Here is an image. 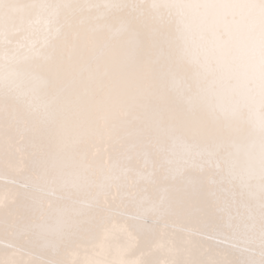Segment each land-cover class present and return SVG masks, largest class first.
I'll use <instances>...</instances> for the list:
<instances>
[{
    "label": "snow or ice",
    "instance_id": "1",
    "mask_svg": "<svg viewBox=\"0 0 264 264\" xmlns=\"http://www.w3.org/2000/svg\"><path fill=\"white\" fill-rule=\"evenodd\" d=\"M0 264H264V0H0Z\"/></svg>",
    "mask_w": 264,
    "mask_h": 264
},
{
    "label": "clouds",
    "instance_id": "2",
    "mask_svg": "<svg viewBox=\"0 0 264 264\" xmlns=\"http://www.w3.org/2000/svg\"><path fill=\"white\" fill-rule=\"evenodd\" d=\"M221 39H227L221 37ZM253 43L250 40H241L232 42L227 51L229 58L232 61V69L238 74L250 72L254 67V58L249 55V51L252 48Z\"/></svg>",
    "mask_w": 264,
    "mask_h": 264
},
{
    "label": "bare ground",
    "instance_id": "3",
    "mask_svg": "<svg viewBox=\"0 0 264 264\" xmlns=\"http://www.w3.org/2000/svg\"><path fill=\"white\" fill-rule=\"evenodd\" d=\"M37 3H44L47 2V0H36ZM129 183H131V180H129Z\"/></svg>",
    "mask_w": 264,
    "mask_h": 264
}]
</instances>
